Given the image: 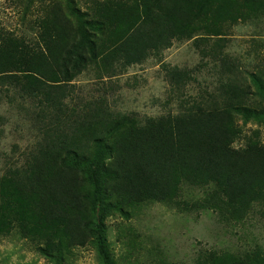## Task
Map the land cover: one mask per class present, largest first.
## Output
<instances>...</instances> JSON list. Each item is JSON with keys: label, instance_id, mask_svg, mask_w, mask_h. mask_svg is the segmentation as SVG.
Returning a JSON list of instances; mask_svg holds the SVG:
<instances>
[{"label": "trees", "instance_id": "16d2710c", "mask_svg": "<svg viewBox=\"0 0 264 264\" xmlns=\"http://www.w3.org/2000/svg\"><path fill=\"white\" fill-rule=\"evenodd\" d=\"M259 16L264 0H103L90 11L58 0L37 20L35 43L0 30V104L19 106L41 134L0 178V237L19 231L51 264H67L89 244L102 264H117L107 220L144 204H182L228 223L258 205L264 218V143L234 147L238 118L264 122V73L246 88L230 80L208 98L185 101L177 115L144 120L99 102H67L91 67L114 76L190 40L205 57L206 42H224L232 26ZM165 71L179 93L194 79L178 67ZM252 96L258 106L249 105ZM184 186L205 197L181 201ZM199 264H264V256L211 253Z\"/></svg>", "mask_w": 264, "mask_h": 264}, {"label": "rangeland", "instance_id": "374dc122", "mask_svg": "<svg viewBox=\"0 0 264 264\" xmlns=\"http://www.w3.org/2000/svg\"><path fill=\"white\" fill-rule=\"evenodd\" d=\"M58 0H41L27 8V0H0V30L35 43L39 36L37 20L47 6ZM83 11L96 1L75 0ZM206 42L201 49L193 40L176 42L160 56L151 57L108 76L91 67L73 82L70 108L89 102L103 103L115 113L137 115L140 119L177 115L187 102L208 98L222 84L246 88L252 74L264 73V16L232 26L223 38ZM208 43V44H207ZM216 43H220L216 46ZM188 70L193 81L179 93L166 75L165 67ZM255 93V88L253 87ZM188 102V103H189ZM259 101L252 96L251 107ZM0 178L9 167L21 165L40 141L39 128L19 106L4 100L0 104ZM241 135L234 144L242 148L254 140L264 143V122L237 119ZM205 190L184 186L181 201L194 203L205 197ZM192 205V204H190ZM110 251L117 264H199L206 255L261 252L264 256V218L261 207L240 223L221 221L212 211L165 203L144 204L130 210V216L115 215L107 220ZM0 264H51L37 245L19 231L0 237ZM67 264H102L93 244L75 248Z\"/></svg>", "mask_w": 264, "mask_h": 264}]
</instances>
